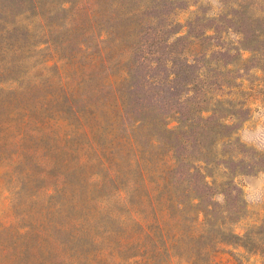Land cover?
I'll use <instances>...</instances> for the list:
<instances>
[{
    "label": "rangeland",
    "instance_id": "rangeland-1",
    "mask_svg": "<svg viewBox=\"0 0 264 264\" xmlns=\"http://www.w3.org/2000/svg\"><path fill=\"white\" fill-rule=\"evenodd\" d=\"M44 3V9L19 20L18 35L7 37L11 46L0 62V251L37 248L41 258L53 253L66 262L119 263L116 255L98 256L117 250L118 239L80 242L67 235L82 231L96 236L107 228L121 229L127 215L138 220L146 214L138 207L132 212L125 208L118 189L139 186L133 196L139 206L148 194L140 171L148 170L154 182L167 174V152L148 142L154 133L169 143L164 128L178 126L175 112L188 117L185 103H179L185 83L169 78L188 69L192 78L204 77L198 79L194 101L206 107L215 99L235 100L231 107L238 120L232 128L215 130L222 112L212 119L211 134L191 136L180 130L191 146L186 150L177 144L178 154L191 161L178 170L188 169L204 150L213 163L197 164L209 188H202V174L191 180L205 194L203 208L214 202L211 222H223L229 210L234 234L262 229L258 251L220 245L217 264H264V0ZM9 6L0 0L2 18L12 22ZM21 35L35 45L30 60L14 53ZM103 50L119 63L113 74L120 76L122 95L136 104L134 120L142 112L146 116V126L134 133L140 151L123 147L125 136L133 134L132 119L118 115L114 87L94 67ZM124 70L131 78L122 82ZM203 87L211 89L210 95L199 93ZM183 191L177 187L172 198L186 202ZM186 208L171 212L180 230L195 235L196 213L187 202ZM30 230L55 233L56 239L15 244V232ZM126 230L136 229L128 222ZM198 247L186 239L181 249Z\"/></svg>",
    "mask_w": 264,
    "mask_h": 264
},
{
    "label": "trees",
    "instance_id": "trees-1",
    "mask_svg": "<svg viewBox=\"0 0 264 264\" xmlns=\"http://www.w3.org/2000/svg\"><path fill=\"white\" fill-rule=\"evenodd\" d=\"M9 3V14H12L14 20L9 21L2 18L0 14V25H2V30H0V62H3L2 57L5 55V51L9 44L7 37L11 34L18 35V24L20 19L26 18V15H31L39 10L44 9L45 0H7ZM68 2H63L62 5ZM1 28V26H0ZM19 42L14 47V53H18L24 58H29L35 51V45H33L30 37H24L23 35L18 36ZM37 46V45H36ZM28 51V52H27ZM29 56V57H28ZM119 63L116 60L110 59L108 54L103 50L99 54L97 60H95L94 67L100 72L106 73L107 81L109 85L113 88L115 92L117 102L118 115L126 120L130 117L132 119L131 134L125 136L124 148L133 149L136 152L140 151L141 146L134 135L135 130L138 128H144L146 126V116L142 112L136 120L133 118V114L136 113L135 103L129 102L125 96L122 95L118 87V82L120 76L114 75L115 69H117ZM186 68H191L190 62L185 63ZM109 71V73H107ZM124 78L122 82L131 78L130 72L124 70ZM193 74L184 71L173 72L171 74L170 81L183 82L185 83L182 87V94H180L179 103L184 104L188 112V117L184 119L183 112H175L174 115L177 117L178 126L174 129L164 128V133L167 138L171 140L166 142V140L161 137L152 134L148 146L155 149H164L167 152L168 161L171 164L167 167V174L161 175V180L154 182L150 180L151 173L142 169L140 171V176L142 178V183L146 185L147 196L145 201L141 205H137L134 202V192L139 186L136 184L130 187L129 184H124L123 188H119V193L124 195L123 201L125 202V208L130 210L137 209V207L145 212L144 216L140 219L135 220L131 215L125 216L124 220H121V229H111L107 228L102 230L100 234H94L96 236H89L87 232L78 231L76 233H68L67 239L72 241H84L89 240L92 242H97L99 240L103 242L111 241L113 239H118L120 246L117 250L106 249L98 252V256H104L108 253L110 256L116 255L119 259V263L112 262V264H217L220 245H240L247 252H253L258 249V237L262 235L260 231L262 229L253 228L249 230L244 236H238L229 230V224L233 223L232 215L229 210H226L227 217L223 222H218L217 224L211 222L210 212L214 206V202H210L207 208H203L202 200L204 193L198 189L197 184H193L191 178L195 174H202L204 168L199 166L197 163L205 164L206 166L212 164V160L204 150L201 158L197 162H192V166L188 169L178 170L180 165L185 162H190L189 159H184L178 154L180 147L186 150H190L191 142L184 139L179 134L184 130L183 134L191 133L194 134H211L213 130L209 126L212 119L218 115V113L224 112V116L218 117L215 130L219 129H229L233 127V122L238 120V114L236 110H232L231 105L235 100H221L215 99V104L212 106L202 107L201 103L195 102L193 97L194 90L197 91L198 79L204 78L202 74L196 75V78H192ZM185 78V79H183ZM199 93L204 95H210L211 89L201 88ZM198 93V94H199ZM194 102V103H192ZM224 105V109L220 110V106ZM200 106V107H199ZM225 106H227L226 110ZM239 106V105H238ZM137 108V107H136ZM219 108V109H218ZM237 108V105H236ZM243 110V107L240 108ZM140 112V109L138 110ZM228 120H231V125L228 124ZM128 128V125H125ZM134 130V131H132ZM181 130V131H180ZM177 135V137H174ZM173 137L176 139V143L173 142ZM177 148V144H179ZM121 143L119 142V146ZM122 149V147H119ZM190 157V156H188ZM194 165V166H193ZM202 180V188H209V184L206 182V176ZM186 178H189L187 182ZM188 183L190 186H188ZM184 188L183 195L187 199V206L195 211L196 219L193 220L192 225L198 228L199 233L186 234L183 230L178 228L177 215L173 214L171 211L175 209L177 213H183L186 208V202L184 200L176 201L172 198L173 190L176 188ZM198 189V190H197ZM199 191V192H198ZM211 198V197H210ZM209 213V214H208ZM174 217H173V216ZM201 217H203L201 221ZM227 221V222H226ZM129 222L136 230L128 232L126 230V224ZM260 230V231H259ZM15 244L23 245L25 242H29L32 239L42 243L50 242L55 240V233H44L40 231H27V232H15ZM186 239H190L194 242H198L200 247L193 248L191 251L186 252L181 249L182 242ZM264 243V238L260 240ZM35 250H28L24 248H7L0 251V264H83V262H77L74 258H71L69 262H66L64 258L59 256H51L47 258H41L39 253ZM258 251V250H257ZM24 253H27V258H24ZM262 253V252H260ZM124 255L123 256L121 255Z\"/></svg>",
    "mask_w": 264,
    "mask_h": 264
}]
</instances>
